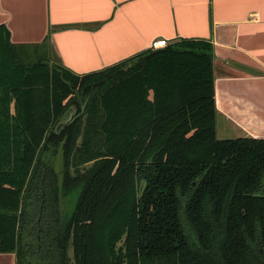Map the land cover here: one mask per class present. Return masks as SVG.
<instances>
[{
	"label": "trees",
	"instance_id": "1",
	"mask_svg": "<svg viewBox=\"0 0 264 264\" xmlns=\"http://www.w3.org/2000/svg\"><path fill=\"white\" fill-rule=\"evenodd\" d=\"M2 29L0 254L39 232L47 264H264V140L218 139L210 42L78 76Z\"/></svg>",
	"mask_w": 264,
	"mask_h": 264
},
{
	"label": "crops",
	"instance_id": "2",
	"mask_svg": "<svg viewBox=\"0 0 264 264\" xmlns=\"http://www.w3.org/2000/svg\"><path fill=\"white\" fill-rule=\"evenodd\" d=\"M0 28L78 76L127 62L156 39L210 42L223 140H264V0H0ZM0 264H17L16 254H0Z\"/></svg>",
	"mask_w": 264,
	"mask_h": 264
},
{
	"label": "water",
	"instance_id": "3",
	"mask_svg": "<svg viewBox=\"0 0 264 264\" xmlns=\"http://www.w3.org/2000/svg\"><path fill=\"white\" fill-rule=\"evenodd\" d=\"M247 71H250V72H254L256 73L255 71L253 70H250V69H247V68H243ZM75 115V109L73 108H70L64 115L63 117L61 118V120L59 121V123L57 124V126L55 127V133H58L60 129H62L63 127L65 126H68V125H71L75 119L77 117H74ZM59 161H60V164L62 166V156L60 155L59 158H58V162H57V167H56V170H57V173H59V178H60V185L62 186V183H63V167L62 168H59ZM66 200L65 198H61V201H60V216H61V221H62V224L63 226L67 223L68 220L65 219V216H64V213H65V209L63 208V206H65V203H66ZM70 257H71V261H72V264H74V261H73V253H72V250L70 248Z\"/></svg>",
	"mask_w": 264,
	"mask_h": 264
},
{
	"label": "flooded vegetation",
	"instance_id": "4",
	"mask_svg": "<svg viewBox=\"0 0 264 264\" xmlns=\"http://www.w3.org/2000/svg\"><path fill=\"white\" fill-rule=\"evenodd\" d=\"M42 215H43V211L41 209L40 216H42ZM35 234H38V235H36V237H37L36 244L35 243L26 244L28 246L27 247L28 248L27 255L26 256L24 255L23 258L22 257L19 258L16 255L17 264H47L46 259L43 260V255L45 256V254L43 252H41L40 250L39 251L35 250V248L40 247V242H41V236L39 235L40 233L36 232ZM26 235H27V233H26ZM63 254H64V256H65V254H67V253H65L64 249H63ZM68 255L70 258V263L67 262V264H72L71 257H70V249H69ZM64 264H66V262H64Z\"/></svg>",
	"mask_w": 264,
	"mask_h": 264
},
{
	"label": "rangeland",
	"instance_id": "5",
	"mask_svg": "<svg viewBox=\"0 0 264 264\" xmlns=\"http://www.w3.org/2000/svg\"><path fill=\"white\" fill-rule=\"evenodd\" d=\"M26 51V50H25ZM23 53H26V52H23ZM28 53L29 54H32L31 53V51H28ZM36 54H38V53H36ZM39 55H45V53H43L42 54V52L41 51H39ZM32 56V55H31ZM47 58V57H46ZM32 59H34V58H32ZM49 61H51L50 59H49V55H48V58H47ZM30 62V61H29ZM32 62H35L34 60L32 61ZM31 62V63H32ZM52 62V61H51ZM56 64V63H55ZM218 126V139H220V140H223V139H225V136H223V134H222V130H221V128H220V121L218 122V124H217ZM58 162V161H57ZM59 168H62V166H61V164H60V161H59ZM77 193V194H76ZM76 193L75 194H73V195H71V198L69 197V198H67V200H66V203H65V206H63V208L65 209V213H64V216H65V219L66 220H68L70 217H71V215H72V211H73V209H74V207H75V204H76V198H77V195H78V192L76 191ZM23 210V209H22ZM20 227V226H19Z\"/></svg>",
	"mask_w": 264,
	"mask_h": 264
},
{
	"label": "built area",
	"instance_id": "6",
	"mask_svg": "<svg viewBox=\"0 0 264 264\" xmlns=\"http://www.w3.org/2000/svg\"><path fill=\"white\" fill-rule=\"evenodd\" d=\"M168 46H170V43L168 40L166 39H156L151 43L150 49L151 50H161V49H165Z\"/></svg>",
	"mask_w": 264,
	"mask_h": 264
}]
</instances>
